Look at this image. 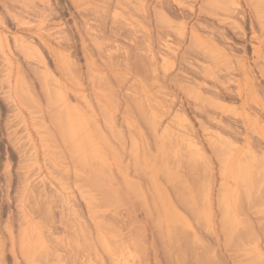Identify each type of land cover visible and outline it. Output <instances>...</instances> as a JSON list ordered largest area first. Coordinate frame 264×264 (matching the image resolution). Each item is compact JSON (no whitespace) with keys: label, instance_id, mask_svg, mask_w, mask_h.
<instances>
[{"label":"rangeland","instance_id":"374dc122","mask_svg":"<svg viewBox=\"0 0 264 264\" xmlns=\"http://www.w3.org/2000/svg\"><path fill=\"white\" fill-rule=\"evenodd\" d=\"M0 264H264V0H0Z\"/></svg>","mask_w":264,"mask_h":264},{"label":"bare ground","instance_id":"6f19581e","mask_svg":"<svg viewBox=\"0 0 264 264\" xmlns=\"http://www.w3.org/2000/svg\"><path fill=\"white\" fill-rule=\"evenodd\" d=\"M99 103L101 104V102L99 101ZM126 113V112H125ZM229 157H231V156H228V160H229ZM230 160H231V158H230ZM240 174V176L239 177H241V176H243L244 174L242 173V172H240L239 173ZM241 174H243V175H241ZM99 179H97L96 181H98ZM90 242H92V238L90 239Z\"/></svg>","mask_w":264,"mask_h":264}]
</instances>
